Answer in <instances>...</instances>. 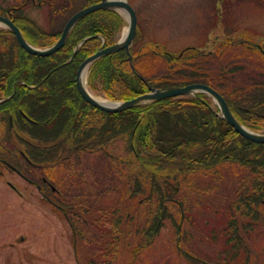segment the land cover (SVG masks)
<instances>
[{
  "label": "trees",
  "instance_id": "trees-1",
  "mask_svg": "<svg viewBox=\"0 0 264 264\" xmlns=\"http://www.w3.org/2000/svg\"><path fill=\"white\" fill-rule=\"evenodd\" d=\"M37 1L47 6L48 28L26 16L24 6L20 4H7L0 8V13L13 20L30 44L46 47L60 37L64 24L73 13L99 0ZM124 24L119 13L96 10L82 18L63 47L48 56L28 52L9 29L0 28L1 162L28 175L31 166L44 171L75 154L80 158L89 153L99 155L101 151L107 156L113 164L102 166L110 167V178L116 180L111 189L121 190L123 185L127 199L142 198L132 210L128 208L129 203L122 209L118 201L114 207L98 210L94 226L100 235L87 239L101 246L106 263L117 255L122 236L131 234L134 229L137 232L144 229L149 237L144 245L149 244L163 224L162 211L171 207L172 199L178 194L179 197L185 195L184 190L191 188L192 176H207L213 172L215 175L216 167L225 168L228 162L236 163L247 169L251 176L244 180L243 189L235 190L233 203L227 208V223L217 234L225 238L229 247L226 264H238L240 260L248 264L249 249L243 233L252 231L257 221H264V143L249 141L239 135L217 115L203 93L199 95L205 102L192 96H176L116 113L89 105L78 93L75 86L78 65L97 51L102 37L105 45L116 42ZM84 37L88 39L68 61ZM139 38L137 33L135 44ZM238 42L244 41H228L229 46ZM217 47L208 58L221 54L222 44ZM240 47L246 50L247 60L238 69H246V75L251 79L255 69L263 76L259 85L240 86L238 93L235 90L234 98L228 97L219 83L212 84L208 80L209 74L197 70V65L204 68L207 61L201 51L188 49L178 56L156 45L140 51L132 46L130 54L119 50L95 60L88 69L87 86L109 100L123 101L147 92L149 86L206 83L226 98L242 124L264 133V55L253 47L244 44ZM145 60L154 62L155 72L146 75L140 68L139 64ZM56 66L60 67L41 82ZM215 73L216 78L211 77L213 81L223 76L222 68ZM121 137L126 145L123 149L126 152L122 154L120 148L117 152L109 149L115 139ZM45 177L51 180V175ZM144 201L148 205L145 225H138V229L130 222L126 230L125 223L133 219L139 212L136 206H141L140 202ZM258 209H262L260 213ZM70 219L76 226L77 219ZM100 223H108L110 227L100 226ZM78 235L82 236L81 231L75 230V237Z\"/></svg>",
  "mask_w": 264,
  "mask_h": 264
},
{
  "label": "rangeland",
  "instance_id": "rangeland-1",
  "mask_svg": "<svg viewBox=\"0 0 264 264\" xmlns=\"http://www.w3.org/2000/svg\"><path fill=\"white\" fill-rule=\"evenodd\" d=\"M25 1L0 0V8ZM127 1L137 12L141 38L136 42V48L155 41L178 55L184 46H201L205 43L212 36H209V29L214 30L215 35L212 34L215 37L231 33L237 35L238 32L244 38L253 30L264 36V0H223L220 8L221 0ZM23 13L40 26L48 28L45 8L30 3L25 6ZM218 19L220 24L216 22ZM215 22L217 26H214ZM126 28L127 24L123 27V33ZM209 44L210 41L208 46H202L204 52L211 49ZM245 53L246 50L241 47L224 46L221 54L207 57L204 68L197 65V70L209 74L208 80L212 84L219 83L220 89L228 97L234 98L235 90L238 93L240 86H250L252 83L259 85L262 81L263 74L259 69H255L252 79L246 75V69H238L247 60ZM153 63L145 60L139 65L148 75L155 72ZM220 68L223 76L213 81L211 77L216 78L215 72ZM93 95L105 99L98 93L93 92ZM124 142L122 137L115 139L112 145L109 144V149L117 152L120 148L122 150L119 153L122 154L124 146L126 148ZM16 147L19 148L20 144H16ZM76 156L73 155L60 165L46 167L44 171L33 166L27 167V176L34 180L33 184L0 160V264H225L224 256L229 247L221 234L217 236L224 241L220 237L213 238V230L217 232L225 227L229 214L227 208L233 203L235 190L243 189L244 180L251 176L247 169L228 162L225 168H215L218 174L214 175L213 172L207 176H192L191 188L184 190L183 198L178 194L171 207L162 211L163 224L149 244L144 245L149 238L146 231L141 229V232H137L134 229L131 234L122 236L116 258L110 263H103L105 260L99 256L102 253L101 246L87 239L93 238L95 234L100 235L92 225L91 217H98L99 209L114 207L117 201L122 204V209L129 203L131 206L128 208L132 210V206L135 207L142 197L127 199L123 185L121 190L111 189L112 185H116V180L110 178V167H103L102 164L112 166L113 163L101 151L99 155L89 153L80 155V158ZM47 174L51 175L49 183L55 187V194L58 195L51 193L49 187L42 192L37 189ZM47 196H54L71 207L69 219H77L78 223L73 228L81 230V238L75 237L63 212L51 205ZM143 198L146 196L143 195ZM140 204L136 206L139 212L125 223L126 230L130 222L138 229V225H145L148 205L145 201ZM68 209L64 208L65 211ZM261 210L258 209L259 213ZM151 213L155 214L152 210ZM86 220L88 224H85ZM100 226L110 227L108 223H100ZM21 236L24 240L20 242ZM243 238L249 249L248 264H264V221H257L252 231L243 233ZM183 250L204 263L188 258ZM238 264H244L243 260Z\"/></svg>",
  "mask_w": 264,
  "mask_h": 264
},
{
  "label": "water",
  "instance_id": "water-1",
  "mask_svg": "<svg viewBox=\"0 0 264 264\" xmlns=\"http://www.w3.org/2000/svg\"><path fill=\"white\" fill-rule=\"evenodd\" d=\"M98 9H110V10H122L126 13L128 18V30L124 34V36L115 44L104 47L103 45L91 56L87 57L83 60L78 69L76 71V87L80 95L87 101L89 104L93 105L94 107L101 109L103 111L108 112H119L126 109H129L133 106L148 103L155 100L164 99L167 97L177 96V95H197L198 91H203L208 93L212 96L215 102L218 105L220 110V115L234 127V129L243 137L257 142V143H264V134L256 133L251 131L250 129L246 128L242 125L233 115L228 103L226 100L220 95L215 89L212 87L203 84V83H192L186 86H173V87H166V88H150V91L144 94H141L137 97L132 99L112 102L110 105H106L99 100H97L94 96H92L84 85V74L88 66L97 58L117 52L120 49L129 50V45L134 38L135 31H136V14L134 9L128 4L126 0H100L99 2L87 6L74 15L70 17V19L65 24L62 34L59 39L50 47L47 48H37L30 45L25 38L23 37L20 29L13 23L11 19L0 15V24L4 25L5 27L9 28L16 36L19 43L30 53L39 55V56H47L50 55L57 50H59L65 43L71 29L73 26L85 15L98 10ZM58 68V67H57ZM56 69V68H55ZM53 69V70H55ZM51 73V72H50ZM48 73V75L50 74ZM46 75V77L48 76ZM45 77V78H46ZM180 228V225H179Z\"/></svg>",
  "mask_w": 264,
  "mask_h": 264
},
{
  "label": "bare ground",
  "instance_id": "bare-ground-1",
  "mask_svg": "<svg viewBox=\"0 0 264 264\" xmlns=\"http://www.w3.org/2000/svg\"><path fill=\"white\" fill-rule=\"evenodd\" d=\"M96 99L99 100L100 102L106 104V105H110V104H111V102H109V101H107V100H103L102 98H100V97H98V96H96Z\"/></svg>",
  "mask_w": 264,
  "mask_h": 264
}]
</instances>
